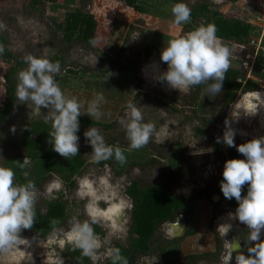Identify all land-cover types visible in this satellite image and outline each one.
<instances>
[{
	"label": "rangeland",
	"instance_id": "rangeland-1",
	"mask_svg": "<svg viewBox=\"0 0 264 264\" xmlns=\"http://www.w3.org/2000/svg\"><path fill=\"white\" fill-rule=\"evenodd\" d=\"M29 1L0 0V24L5 26L0 29V34L6 37L5 46L8 50L20 56L22 60L27 54L51 60L54 55L62 56L65 67L61 68L57 82L66 95L78 97L85 107L86 102L97 92H102L107 103L101 106V110L111 115H105L100 122L113 124L109 129L101 126L96 128L108 144L119 145L125 149L128 147L125 131L119 124L120 118L125 115L128 101L137 103L145 122H153L156 125V133L153 134L151 142L139 150L125 152L127 163L121 166L114 158L99 163L92 162L91 147L83 135L89 127L80 123L77 135L80 137L79 158L83 162L82 167H77L72 157L65 159L58 154L55 161L64 167L63 176L58 173L47 175L42 160L30 162L29 167L25 169L30 173L29 178L38 183L37 188L41 193L36 206L45 212L44 202L50 200L46 195V188L51 182L61 180L63 189L58 197L66 203L70 219L73 216L80 220L88 219V204L92 198H81L80 192L81 182L85 178L90 179L102 197L97 201L102 216L100 222L93 225L99 229L96 234L105 243L111 241L113 246L129 248L132 243V202L125 191L133 181H138L141 187L150 184L163 185L179 197H188L190 193L209 188L210 199H197L192 202L193 212L188 222L182 213L183 215H176L159 226L156 232L158 239L154 240L151 253L138 256L135 264H223L227 249L225 240L232 242L237 228H248L238 220L228 219V214L235 211L237 202L235 199H225L219 184L223 179L224 162L231 159L230 155L236 148L216 143V138H222L224 121L226 118L231 120L233 108L243 105L244 109H247L252 93L264 92V73L258 74L261 81L256 83L258 88L252 92H243L242 89L237 92L222 91L213 98L205 95L206 85L201 84L200 95L196 98V86L187 93L170 89L166 82L155 79L160 72L167 70V65L160 61L159 52L149 51L146 45L162 49L169 39L184 34L186 24H173L170 11L173 0H139L138 4L143 8V13L113 0H90L88 7L98 23V34L101 35V31L105 34L101 43L102 50L109 56L117 57L119 67L128 63H133L135 67L133 74L111 72L113 75L104 82L107 73L99 71L106 68L107 62L100 59L95 50L80 42L64 41L53 24L52 17L62 22L69 12L81 7V0L47 3L44 12L31 10ZM186 2L188 6L208 2L212 4L211 9L229 18L249 23V37L258 35L255 13L258 10L264 13V0ZM249 20L254 22L253 25ZM246 39L247 36H243L242 41L227 45L232 52L230 68L238 72V79H242L244 75L240 63L244 60L243 54L247 50ZM260 63L257 62L255 71L259 70ZM10 65L9 61L0 56V105L7 96L4 74ZM24 67L25 64L21 69ZM65 68L67 69L64 70ZM68 69L87 71L70 74ZM46 111L42 109V112ZM80 117L91 119L86 114ZM33 121L42 120L33 115L31 105L19 104L10 116L0 123V156L3 157L0 159V166H4L10 156H25L26 150L19 139L24 128ZM12 126H15V132L10 131ZM232 127L237 132L236 145L264 135V110H258L255 116L241 114L239 120L232 123ZM165 135L167 139L158 143ZM209 148L213 151L199 154V150ZM237 159L244 157L238 153ZM71 182H74L73 186L70 185ZM246 192L247 186L242 190V195H246ZM113 208H117V211L113 212ZM178 217L183 230L176 227ZM222 223L232 225L225 237L221 236L218 229ZM190 226L193 234L186 236ZM61 228L67 232L69 221ZM21 235L30 240L31 244L27 249L23 245L19 247L31 253L34 264H52L55 255H60L64 264H72L65 252L66 247L72 246L65 243L62 247L59 242L60 239L66 240V236H53L52 231L49 236L41 238L29 230H23ZM160 238L177 240L167 247L166 254L162 253L166 260L157 256L161 253L160 249L164 243ZM240 245L245 247L244 242ZM244 254L248 255L247 251ZM190 255L193 258L189 259ZM106 261L107 259H101L97 264H106ZM0 264H31V261L17 254L0 256ZM231 264H235L234 257Z\"/></svg>",
	"mask_w": 264,
	"mask_h": 264
},
{
	"label": "clouds",
	"instance_id": "clouds-1",
	"mask_svg": "<svg viewBox=\"0 0 264 264\" xmlns=\"http://www.w3.org/2000/svg\"><path fill=\"white\" fill-rule=\"evenodd\" d=\"M219 2V0H217ZM173 16V24L181 26L191 22V9L183 2L175 3L170 9ZM5 26L0 24V29ZM217 28L213 23L200 24L193 30L177 35L167 41L160 52V61L167 65V70L160 72L155 79L166 82L170 89L179 92H189L193 87L206 85L205 95L215 97L222 92L226 73L231 67L232 52L230 48L216 35ZM5 51L0 44V54ZM96 62V61H95ZM26 67L16 73L15 98L17 104L31 105L33 115L50 126L48 131V143L52 150L61 157L68 159L79 154L80 130L79 117L88 115L91 119L100 121L105 115L101 106L107 103L102 92H97L94 97L82 103L78 97L66 95L56 80L61 74L59 60L53 61L47 57H36L27 54L23 57ZM113 73L107 72L108 80ZM124 117L119 124L125 131L128 147L110 145L98 128L89 127L84 133L86 142L91 147V160L94 163L113 159L121 166L127 163L125 152L139 150L146 147L156 133V125L153 122H145L144 115L133 101L126 104ZM46 109V112H42ZM82 109H84L82 111ZM258 110H264V92L252 93L249 107L243 105L233 108L231 120L224 121L223 136L216 138V143H222L228 147L236 148L244 159H228L224 162L222 181L219 187L225 199H235L237 207L233 213L228 214L229 220H238L248 228L247 240L253 246L247 248L248 255L240 251L241 245L237 241L228 242L223 264H231L235 253V264H264V135L254 137L239 145L235 144L236 130L232 123L238 121L241 114L255 116ZM235 112V116H233ZM10 131L15 132V126ZM167 136L158 143H162ZM213 149L199 150V154ZM0 159H3L0 156ZM22 171L25 183L16 182V172L11 167L0 166V256H15L21 254L31 261L32 255L21 250L23 245L27 249L31 241L22 237L23 230H30L36 222V204L41 197L35 182L29 179L30 173L25 170L30 165V160L24 157L23 161H15ZM106 183V181H101ZM247 186L246 195L242 190ZM63 189L61 180L51 182L46 188V195L50 200L58 198ZM81 198L91 197L88 204V219L80 220L73 216L69 220L67 232L57 227L61 223L59 219H52L50 224L53 236H66L60 239V245L65 243L72 246L73 250H79L81 258H88L92 264H97L101 259L111 261V264H128V260L122 255L121 249L105 243L96 234L93 225L100 222L102 216L98 209L97 201L102 197L94 187L93 181L85 178L81 182ZM113 212L117 208L112 209ZM176 227L179 225V217ZM230 223H222L218 226L220 234L225 237L231 230ZM103 249V251H101ZM52 264H64L60 255H55Z\"/></svg>",
	"mask_w": 264,
	"mask_h": 264
},
{
	"label": "trees",
	"instance_id": "trees-1",
	"mask_svg": "<svg viewBox=\"0 0 264 264\" xmlns=\"http://www.w3.org/2000/svg\"><path fill=\"white\" fill-rule=\"evenodd\" d=\"M56 1L58 0H30L28 6L31 10L37 9L44 12L47 3H55ZM113 1H117L125 7L132 8L137 12H144L143 8L138 4L139 0ZM89 2L90 0H81V7L73 12H69L62 22H58L55 17H52L56 31L61 33V37L64 41L80 42L85 47L95 50L98 57L107 62L105 66L106 68H102L99 72H127L133 74L135 72L133 63H128L119 67L117 64V57L109 56L102 50L103 47L101 43L104 40L105 34L103 31H101V35L98 34L100 29L94 16L90 13L88 7ZM173 2L174 4L178 2L188 4L186 0H173ZM188 7L191 9V22L184 27V33L193 30L202 23H213L217 28L216 35L220 37L226 45H230L229 43L232 42H239L243 36H247L245 41L247 44L249 39L248 32L250 30L249 23L229 18L221 12L211 9L212 4H209L208 2H201ZM6 43V37L0 34V44H3L5 48L4 53L0 54V56L11 63L10 67L4 74V85L6 87L7 96L2 105H0V123L7 119L12 111L19 105L15 98V86L17 83L16 73L24 64L20 56L15 55L7 49L5 46ZM146 47L149 51L161 52V48L156 46L147 44ZM52 60H59L61 68L65 67L62 56L54 55ZM66 69L67 68L64 70ZM80 71L86 72L87 70H67L70 74H78ZM238 77V72L229 68L226 73L222 91L237 92L242 89L243 92H252L258 88L257 84L251 80H247L245 83L238 82ZM56 80H58V76H56ZM196 89V98H198L201 91V85L196 86ZM79 121L81 125L85 127L101 126L104 129H109L113 124L111 122L103 123L83 117H79ZM49 130L50 126H46L42 121H33L24 128L19 142L26 150L25 156H10L4 163L5 167H11L16 172L17 183L26 182L22 175V170L19 169L15 163V161L22 162L24 157L28 158L30 162L42 160L47 175L58 173L63 176L65 174L64 167L55 161L58 154L52 150V146L47 142ZM32 134L36 136L34 141L31 139ZM237 157V151L230 155L231 159H237ZM72 158L77 167H82L83 162L79 158V154ZM35 184L38 187V183L35 182ZM70 185L73 186L74 182H71ZM125 192L132 202V208L130 211V234L132 243L129 248L121 247L120 245H116L115 247L121 249L122 255L128 260V264H135V260L138 256H144L151 253L153 242L158 239L156 232L162 223L170 221L175 218L176 215L182 213L184 214L185 220L188 222L189 217L193 212L192 202L197 199H210L211 196V190L209 188L199 190L196 193H190L188 197H179L163 185L150 184L141 187L138 181H133L126 188ZM44 205L45 212H42L39 207L36 206V222L33 228L29 230L41 238L47 237L52 233L53 229L50 224L52 219H59L61 221V223L57 225L59 228L64 226L70 219V216L67 214V205L60 199V197L55 200L45 201ZM94 230L97 233L99 232L97 226H94ZM191 234H193V230L190 226L189 230L186 232V236ZM161 241L164 243L160 249L161 253L159 252L160 254L157 256L160 259L163 258V260H166V257L162 256V253L166 254L165 250L167 247H170L177 242V240L161 239ZM65 252L72 264H92V261L88 258H81L79 250H73V248L68 246L66 247ZM190 257L191 255L189 256V259ZM106 264H111V261L107 260Z\"/></svg>",
	"mask_w": 264,
	"mask_h": 264
},
{
	"label": "built area",
	"instance_id": "built-area-1",
	"mask_svg": "<svg viewBox=\"0 0 264 264\" xmlns=\"http://www.w3.org/2000/svg\"><path fill=\"white\" fill-rule=\"evenodd\" d=\"M262 4L264 6L263 2ZM258 11L255 13L256 21L254 20L256 25V32L258 33V35L257 37L253 38L249 37L246 44L247 50H245L243 54L244 60H242V62L240 63V66L244 69V75L242 76V79H237V81L241 83H245V81L247 80L259 83L261 81L259 75L264 73V13ZM250 23L253 25L254 22L250 21ZM259 61L261 62L260 66L258 67L259 70L255 71L257 62Z\"/></svg>",
	"mask_w": 264,
	"mask_h": 264
},
{
	"label": "bare ground",
	"instance_id": "bare-ground-1",
	"mask_svg": "<svg viewBox=\"0 0 264 264\" xmlns=\"http://www.w3.org/2000/svg\"><path fill=\"white\" fill-rule=\"evenodd\" d=\"M242 230H243V228H237L236 229V232H235V235L233 237L232 242L237 241V242L241 243V242L247 241V234L244 231L242 232ZM233 257H235V253H233Z\"/></svg>",
	"mask_w": 264,
	"mask_h": 264
},
{
	"label": "water",
	"instance_id": "water-1",
	"mask_svg": "<svg viewBox=\"0 0 264 264\" xmlns=\"http://www.w3.org/2000/svg\"><path fill=\"white\" fill-rule=\"evenodd\" d=\"M221 1H224V0H221ZM31 139L34 141V140L36 139V136H35L34 134H32V135H31ZM243 231H244L246 234H248V230H247V229L243 228L242 232H243ZM244 244H245V247H242V248L240 249V251L243 252V254L246 253L247 248L251 246L252 242L247 240V241L244 242Z\"/></svg>",
	"mask_w": 264,
	"mask_h": 264
}]
</instances>
